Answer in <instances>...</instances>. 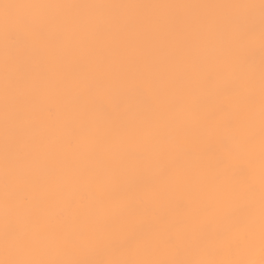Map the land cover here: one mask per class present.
I'll return each instance as SVG.
<instances>
[{
  "label": "snow or ice",
  "instance_id": "6c2138e0",
  "mask_svg": "<svg viewBox=\"0 0 264 264\" xmlns=\"http://www.w3.org/2000/svg\"><path fill=\"white\" fill-rule=\"evenodd\" d=\"M0 264H264V0H0Z\"/></svg>",
  "mask_w": 264,
  "mask_h": 264
},
{
  "label": "bare ground",
  "instance_id": "6f19581e",
  "mask_svg": "<svg viewBox=\"0 0 264 264\" xmlns=\"http://www.w3.org/2000/svg\"><path fill=\"white\" fill-rule=\"evenodd\" d=\"M16 2V0H10ZM22 2L31 3H104V4H230V3H259V0H22ZM123 11V10H114ZM140 11V10H137ZM157 12L172 11L174 13H185L196 11L200 13L209 12L212 10H154Z\"/></svg>",
  "mask_w": 264,
  "mask_h": 264
}]
</instances>
